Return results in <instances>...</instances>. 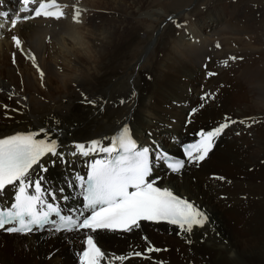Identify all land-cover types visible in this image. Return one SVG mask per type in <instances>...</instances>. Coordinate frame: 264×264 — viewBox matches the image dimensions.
I'll return each instance as SVG.
<instances>
[{
  "label": "bare ground",
  "instance_id": "6f19581e",
  "mask_svg": "<svg viewBox=\"0 0 264 264\" xmlns=\"http://www.w3.org/2000/svg\"><path fill=\"white\" fill-rule=\"evenodd\" d=\"M60 1L67 5L60 21L38 19L8 30L9 35L21 38V50L29 59L18 55L15 43L0 42V109L17 110L16 115L12 110L0 111V117H10L0 118V137L41 128L58 130L53 132L61 145L58 150L70 152L75 143L87 145L98 138L104 143L118 127L128 124L144 145L150 131L155 141L174 152L175 145L166 143V136L167 141L174 135L181 139L182 129L195 133L202 129L197 127L200 123L211 130L226 117L235 120L202 164H188L190 172L185 168L177 176L158 170L154 174L161 178L159 185L173 189L208 213L210 222L203 228L184 233L160 226V233L142 224L125 238L108 232H98L96 238L106 253L102 264H264V12L254 7L260 0L240 2L236 10L228 11L223 5L215 7L220 2L215 0L204 14H190L182 28L170 26L156 63L121 85L116 80L117 69L127 59L128 51L139 54L137 32L146 24L139 16L151 0ZM71 3L78 6L72 8ZM77 11L85 17L86 26L80 27L82 21L74 22ZM230 19L233 22L227 23ZM48 45L55 55L62 56L61 62H53L55 57L44 59ZM31 54L37 58L36 66ZM11 55L16 70L7 64ZM232 56L240 59L229 60ZM30 64L45 75L36 74ZM203 65L218 76L210 84L203 79L197 88ZM14 71H18V78ZM29 71L34 79L28 77ZM219 83L223 84L220 90L216 89ZM85 97L96 106L85 102ZM188 108L195 111L185 126ZM256 110L263 120L257 131L261 140L255 145L250 126ZM247 111L250 113L245 114ZM252 125L256 130V124ZM62 175L63 168L56 164L46 177H55L57 180L52 181L58 184ZM65 191L68 194L67 187ZM2 234L0 264H76L75 256L81 248L77 241L80 234L74 232L23 237ZM65 238L69 244H65ZM26 239L30 241L24 245ZM149 246L163 250L147 253ZM51 247L54 249L49 253ZM68 251L70 258L66 256ZM137 251L143 258L132 256ZM120 255L131 257L116 260Z\"/></svg>",
  "mask_w": 264,
  "mask_h": 264
},
{
  "label": "snow or ice",
  "instance_id": "6c2138e0",
  "mask_svg": "<svg viewBox=\"0 0 264 264\" xmlns=\"http://www.w3.org/2000/svg\"><path fill=\"white\" fill-rule=\"evenodd\" d=\"M18 3L22 5L17 10L19 14L0 11V29L6 25L16 29L19 21L35 18L60 21L65 16L62 8L67 7L58 0H18ZM80 15L79 11L75 13L74 22H79ZM11 39L21 48V38L13 35ZM31 59L36 66L35 54H31ZM37 71L40 76L45 75L38 66ZM85 102L96 106L87 97ZM234 123L235 120L226 117L225 122L213 129L201 130L196 142L183 147L186 159L141 145L128 124L117 128L108 145L100 138L87 145L75 143L73 155L92 158L87 162L86 174L77 173L66 182L74 195H66L64 186L57 187L46 176L36 174L38 167L41 172H47L41 163L45 156L64 159L58 150L61 146L58 137L53 135L58 130L41 128L0 137V231L29 234L41 230L57 233L88 230L80 264H101L105 259L99 240L92 235L98 231L132 232L140 228L141 221H163L184 233H192L196 227L210 222L208 213L173 189L159 186L161 178L153 176L154 168L162 162L171 173L182 174L187 164L204 161L217 139ZM9 191L13 193L11 200ZM153 251L159 250L151 246L145 249L147 253ZM133 254L143 255L139 251ZM115 259L124 261L126 257L120 255Z\"/></svg>",
  "mask_w": 264,
  "mask_h": 264
},
{
  "label": "rangeland",
  "instance_id": "374dc122",
  "mask_svg": "<svg viewBox=\"0 0 264 264\" xmlns=\"http://www.w3.org/2000/svg\"><path fill=\"white\" fill-rule=\"evenodd\" d=\"M213 1H215V0H151L150 5H149V8L147 7L144 10L145 13L142 12L141 16H139L140 19H142L143 21L146 22L145 25H142L141 24L142 26L139 27V29H138L139 31L137 32V38H138V41H137L138 44H137V46L139 47V54L136 55V54L131 53V52L128 51V53H127V59L124 60V61H122V63L119 65V67L117 69L118 70L119 79H116V80L118 81V84L119 85L125 84V82L129 78H132V80H133L134 79V76L136 74H138V72L139 73H142L141 71H144L147 68H151L153 66V64L156 63V61L159 59V57L161 55V50L163 48V46L161 44L163 43V39L165 37V34L168 32L169 27L170 26L173 27V28L175 27V29L182 28L184 26L183 25L184 22H187V19L190 18L189 17L190 14H192V16H199V15L204 14V12H206L208 10V6ZM246 1L247 0H220V2L215 5V7L221 8V6L223 5L227 9V11L230 8H232V10H236L237 7H238V3H240V2H246ZM254 5H255L254 7L257 8V6H258V8L261 9L262 12H264V0H260L259 2L254 3ZM240 7L245 8V5H241ZM85 9L87 11L86 6H85ZM66 13L69 14L70 16L72 15V12L69 11V10H67ZM230 20L227 23L233 22L232 20L231 21ZM79 21H82V24H83V25L80 24V27L86 26V23L87 22L85 21V17H83V18L80 17L79 18ZM241 25H242V23H241ZM144 27H146V28H144ZM175 29L174 30L172 29V31H173L172 34H174ZM133 37H134V43H135L136 36H133ZM4 41H7L8 43H10L6 39H4V40H1L0 39L1 44ZM156 41H158L159 46H157V42ZM156 46H157V48H156ZM47 48H48L47 49L48 51H47V54L45 55L44 59L45 60H50L51 57H53V58L55 57L54 59L52 58L53 59L52 60L53 62H56V63L61 62V60H62L61 57L62 56L60 54H56L55 55L54 48H51V47L49 48V45H48ZM21 49L22 48H19L18 49L19 52H17V53H18L19 56H21L26 61L27 59H29V55L28 54H25ZM45 49H46V47H45ZM143 53H144V55H142ZM154 54H155V56H154ZM4 58H6V61H7V56L4 57ZM13 59L14 58L11 55V57L9 58L10 63H7V64L10 65L14 70H16L18 66H17L16 62L15 63L13 62ZM22 62L25 65L29 64V63L24 62L23 60H22ZM30 66H31L32 69H34V71L36 72V74L39 75V72L37 71V67H34L31 64H30ZM210 70H212V69H206L205 72L207 73V71H208L209 73H211L212 71H210ZM217 70L220 71L221 68L220 69L217 68ZM14 72H16V71H14ZM202 73H204V70L197 77V82L195 84V86H197V88H200L202 86L201 80H202L203 75H205V74H202ZM216 74H217L216 76L213 75L214 78L211 77L208 81L205 80V82L206 83L209 82V84H210V81L212 79H215L218 76V73L217 72H216ZM15 77H17V78L19 77L18 71L15 73ZM28 77H30L31 79H34L32 72L29 71ZM203 79H204V77H203ZM221 85H223V84L222 83H219L218 84V87L216 89H219L221 87ZM220 89H222V87ZM201 97H202V95L200 96V98ZM182 102L187 105V102H184L183 100H182ZM190 107H192V106H190ZM242 107H244V105ZM14 109H11L12 110V112H11L12 115H16L17 114V110H14ZM164 109H166V110L169 109L170 110V108H168V106H165ZM11 110H9V111H2L1 110V111L3 113H6V112H10ZM188 110L191 111L192 109L191 108H188L187 111ZM235 111H238V109L236 107H235ZM256 112H257V110L255 111V114L256 115L253 114L254 115L253 116L254 119H252V121H251L253 123L250 122L251 123V126H250L251 132H254L252 134L254 135V137H255V139L257 141V142L252 141V144H255V145H256V143H258L261 140V138L260 137L258 138V136H257V131H258V128H260L261 123H262V121H260V120H263L262 114H260L259 112H257V113ZM248 113H250V111H247L245 114H248ZM2 116L3 115H1L0 118H3L4 120L10 118V117H2ZM252 124H256L255 125L256 126V130H253V129H255V127H253L254 125H252ZM185 126H188V125L186 124ZM197 127H201L205 131H208L207 125H205L204 123L198 124ZM197 127H195L192 130V132ZM235 135L238 136L239 135V132H236ZM168 136H166V143L169 142V139L167 141V137ZM216 154H217V152L215 153V155H213L211 157L210 160L214 159L215 156H216ZM186 172H190V169L186 168ZM191 183L193 185L196 184L195 182H191ZM162 233H163V231H162ZM51 237L53 238L54 235H52ZM13 239L16 240V242H18L17 238H12V240ZM67 239L68 238H65V244H69V241H68L69 239L68 240ZM161 239L162 238H160L159 240H161ZM29 241H30L29 239H26L25 240L26 243L24 245L28 244ZM163 248H167V247H163ZM53 249H54L53 247L49 248L48 249L49 250V253ZM76 249L74 250V252L76 251ZM158 250L159 251H156V252L157 253H161L163 249H159L158 248ZM123 251L124 250H122V252ZM164 251L166 252V250H164ZM70 255H71V252L68 251V253L66 254V256L68 258H70ZM126 257H131V256H126ZM47 259H49V258H47Z\"/></svg>",
  "mask_w": 264,
  "mask_h": 264
}]
</instances>
